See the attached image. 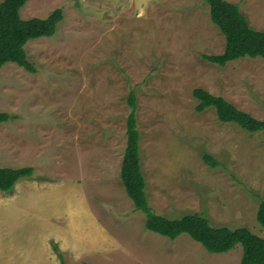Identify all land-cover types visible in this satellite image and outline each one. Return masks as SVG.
<instances>
[{
    "label": "rangeland",
    "instance_id": "rangeland-1",
    "mask_svg": "<svg viewBox=\"0 0 264 264\" xmlns=\"http://www.w3.org/2000/svg\"><path fill=\"white\" fill-rule=\"evenodd\" d=\"M226 1L264 31V0ZM57 9V34L25 47L36 72L0 71V112L15 117L0 125V167L34 170L0 191V264H240L241 245L215 254L188 235L147 230L120 176L128 97L154 213L201 214L264 239V132L221 123L213 108L198 113L192 95L204 89L264 121V59L204 60L226 42L203 0H29L20 14Z\"/></svg>",
    "mask_w": 264,
    "mask_h": 264
},
{
    "label": "trees",
    "instance_id": "trees-1",
    "mask_svg": "<svg viewBox=\"0 0 264 264\" xmlns=\"http://www.w3.org/2000/svg\"><path fill=\"white\" fill-rule=\"evenodd\" d=\"M29 0H3L0 3V71L8 63H14L24 70L35 73V66L28 60L26 45L41 38H52L64 20L62 9L55 10L46 19L31 18L24 20L21 10ZM210 8L211 22L225 38V49L220 55H203L202 58L219 67L243 58L264 59V31L250 27L246 16L239 6L226 0H203ZM198 101L196 111L203 113L213 108L219 122L235 124L247 133L264 131V121L240 110L223 97L214 96L204 89H195L192 93ZM131 112L126 122L127 145L121 167V181L127 196L135 209L146 215L147 230L175 240L188 235L201 244L208 252L224 254L241 245L240 264H264V239L241 227H213L208 218L201 214H189L180 219H169L154 213L150 207L146 179L142 172L140 155V134L137 130L136 96L132 92L128 97ZM15 117L0 112V125ZM203 160L210 168L220 163L205 153ZM33 168L10 169L0 167V191L10 192L16 183L32 176ZM256 220L264 231V202H261ZM63 260V257L60 255Z\"/></svg>",
    "mask_w": 264,
    "mask_h": 264
},
{
    "label": "crops",
    "instance_id": "crops-1",
    "mask_svg": "<svg viewBox=\"0 0 264 264\" xmlns=\"http://www.w3.org/2000/svg\"><path fill=\"white\" fill-rule=\"evenodd\" d=\"M243 111H244V110H243ZM261 132H262V131H261ZM263 132H264V131H263ZM94 223H95V226H96V227H98V224H97L96 220H95V222H94ZM56 245H57V243H56ZM58 249L60 250V248H59V247H58ZM60 251H61V250H60ZM61 252H62V251H61ZM62 253H63V252H62ZM65 256H66V255H65Z\"/></svg>",
    "mask_w": 264,
    "mask_h": 264
}]
</instances>
